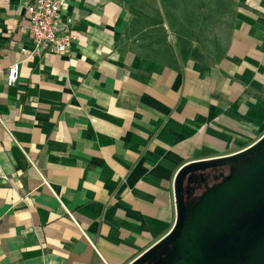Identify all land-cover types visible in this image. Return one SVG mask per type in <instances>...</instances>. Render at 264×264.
<instances>
[{
	"label": "crops",
	"instance_id": "1",
	"mask_svg": "<svg viewBox=\"0 0 264 264\" xmlns=\"http://www.w3.org/2000/svg\"><path fill=\"white\" fill-rule=\"evenodd\" d=\"M31 1L0 0V264H131L184 169L264 137V0H58L62 54Z\"/></svg>",
	"mask_w": 264,
	"mask_h": 264
},
{
	"label": "water",
	"instance_id": "2",
	"mask_svg": "<svg viewBox=\"0 0 264 264\" xmlns=\"http://www.w3.org/2000/svg\"><path fill=\"white\" fill-rule=\"evenodd\" d=\"M219 160L232 164L233 174L196 203L185 198L188 169L180 174L175 227L131 264H145L162 252H171L180 264H264V137L246 151L213 161Z\"/></svg>",
	"mask_w": 264,
	"mask_h": 264
},
{
	"label": "built area",
	"instance_id": "3",
	"mask_svg": "<svg viewBox=\"0 0 264 264\" xmlns=\"http://www.w3.org/2000/svg\"><path fill=\"white\" fill-rule=\"evenodd\" d=\"M25 9L28 37L36 50L62 54L74 44L76 36L69 28L70 23H63L58 0H32ZM8 71L7 84L12 86L19 76L18 65Z\"/></svg>",
	"mask_w": 264,
	"mask_h": 264
},
{
	"label": "flooded vegetation",
	"instance_id": "4",
	"mask_svg": "<svg viewBox=\"0 0 264 264\" xmlns=\"http://www.w3.org/2000/svg\"><path fill=\"white\" fill-rule=\"evenodd\" d=\"M220 165L222 167L230 166V172H229L230 175H225L226 174V173H224L225 171L221 168L220 171H218V173H220V174L215 172L214 174L208 175V178L206 175L202 176L201 181H202V183H205V187L202 189L201 188L199 189L198 186L196 187L195 185H191V188L189 189L190 190V195H189L190 201L188 202V204H190V203L193 204V203L200 201L208 190H210L211 188H214L216 186H219L220 183H222L225 179H227L228 177H230L233 174L232 172L234 169H233L232 164L221 162L220 164H214L213 166H215V167H213V168H216V166H220ZM211 182H212V184L210 186L206 187V185H208V183H211ZM197 189H199V191L201 190V196L199 195L200 196L199 200L197 199L198 194H199V193H196ZM170 256H171V252H170V254L167 252L166 253L162 252L160 254V256L158 255L156 257L155 260H153V261H151L152 259L148 260L145 262V264H180L178 257L172 258Z\"/></svg>",
	"mask_w": 264,
	"mask_h": 264
},
{
	"label": "rangeland",
	"instance_id": "5",
	"mask_svg": "<svg viewBox=\"0 0 264 264\" xmlns=\"http://www.w3.org/2000/svg\"><path fill=\"white\" fill-rule=\"evenodd\" d=\"M221 168L225 171L224 172V173H226L225 175H230V173H229L230 172V166H228V167H222L221 165L220 166H217L216 168L207 169L204 172H199V171L198 172H194V173H191L189 175V177L186 179V181H185L186 188H188L189 185L190 186L191 185H195L196 187L198 186L199 189L200 188L201 189L204 188L205 187V183H202L201 177L204 176V175H206L207 178H208V175L214 174L215 172L218 173V171H220ZM218 174H220V173H218ZM211 184H212V182L211 183H208V185H206V187L207 186H210ZM199 189H197V192H196V193H199L197 199H199V197L201 196V190L199 191ZM189 201H190V199H188L187 202H189Z\"/></svg>",
	"mask_w": 264,
	"mask_h": 264
},
{
	"label": "trees",
	"instance_id": "6",
	"mask_svg": "<svg viewBox=\"0 0 264 264\" xmlns=\"http://www.w3.org/2000/svg\"><path fill=\"white\" fill-rule=\"evenodd\" d=\"M208 162H210V165L209 166H201L202 164H204V163H196V164H192L194 167L193 168H189V167H187L186 169H184L183 171H185V170H187V171H185L186 173H185V176H184V178H183V181H182V183H183V187H184V190H185V198H186V202L188 201V199H189V195H190V188H191V186L189 185V187L188 188H186V186H185V181H186V179L189 177V175L191 174V173H194V172H204L205 170H207V169H211V168H213V167H215V166H213L214 164H220L221 163V161L219 160V162L217 161V162H214V161H208ZM217 167V166H216ZM182 171V172H183ZM200 199V198H199ZM198 199V200H199ZM188 203V202H187Z\"/></svg>",
	"mask_w": 264,
	"mask_h": 264
}]
</instances>
